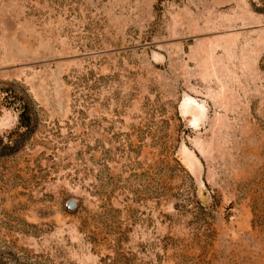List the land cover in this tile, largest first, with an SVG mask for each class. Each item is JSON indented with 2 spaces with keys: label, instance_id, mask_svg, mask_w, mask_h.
Masks as SVG:
<instances>
[{
  "label": "rangeland",
  "instance_id": "rangeland-1",
  "mask_svg": "<svg viewBox=\"0 0 264 264\" xmlns=\"http://www.w3.org/2000/svg\"><path fill=\"white\" fill-rule=\"evenodd\" d=\"M0 264H264V0H0Z\"/></svg>",
  "mask_w": 264,
  "mask_h": 264
}]
</instances>
